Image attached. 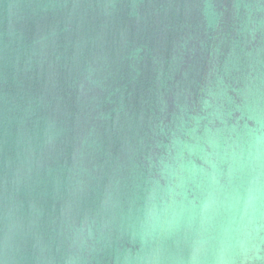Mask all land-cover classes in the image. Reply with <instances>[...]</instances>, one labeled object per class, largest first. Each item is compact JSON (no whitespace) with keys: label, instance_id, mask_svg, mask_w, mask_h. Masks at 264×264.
<instances>
[{"label":"water","instance_id":"95a60500","mask_svg":"<svg viewBox=\"0 0 264 264\" xmlns=\"http://www.w3.org/2000/svg\"><path fill=\"white\" fill-rule=\"evenodd\" d=\"M0 264H264V0H0Z\"/></svg>","mask_w":264,"mask_h":264}]
</instances>
